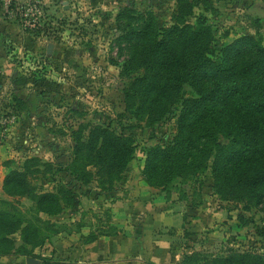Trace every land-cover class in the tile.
<instances>
[{"label":"rangeland","instance_id":"1","mask_svg":"<svg viewBox=\"0 0 264 264\" xmlns=\"http://www.w3.org/2000/svg\"><path fill=\"white\" fill-rule=\"evenodd\" d=\"M188 1L194 9L187 22L194 24L198 16L208 21L219 61L224 49L243 36L260 37L264 46V0ZM176 11L175 0H0L3 181L10 171H23L33 157L41 161L43 173L47 164L65 163L73 138L86 136L92 126L132 134L136 145L132 162L112 186L96 178L80 183L53 166L51 173L30 180L38 193L62 189L69 195L71 203H60L54 215L37 211L30 200L8 197L1 189L0 211L15 208L21 230H36L29 242L43 241L33 250L26 245L31 259L11 257L4 264L54 260L56 244L72 235L84 243L116 236L137 240L136 226L151 220L157 224L151 238L167 250L164 264H215L233 255H251L264 264V196L248 211L242 204L221 201L210 171L175 184L169 192L145 182V151L170 140L175 124L164 121L130 129L131 117L124 111L125 82L119 76L129 44L121 36L136 32L150 17L164 33L174 25ZM11 238L23 244L19 232Z\"/></svg>","mask_w":264,"mask_h":264},{"label":"trees","instance_id":"2","mask_svg":"<svg viewBox=\"0 0 264 264\" xmlns=\"http://www.w3.org/2000/svg\"><path fill=\"white\" fill-rule=\"evenodd\" d=\"M175 1L174 25L164 33L150 17L136 32L121 36L129 44V57L119 76L125 82L124 111L131 117L130 129L151 128L164 121L175 124L170 140L145 151V182L169 192L175 184H186L210 171L220 200L242 204L248 211L251 203L259 204L264 196L263 41L243 36L224 49L219 61L212 26L202 16L189 24L193 4ZM81 134L73 138L65 163L47 164L43 173L41 161L33 157L26 160L23 171H10L2 183L3 194L30 200L37 211L54 215L61 210L60 203H71L69 195L62 189L38 193L31 184L37 175L51 173L52 166L58 172H70L80 183L96 178L101 185L112 186L120 180L136 151L132 134H117L104 125ZM14 210L0 211V258L31 259L26 245L33 250L43 241L29 242L36 230H21V218ZM16 232L23 244L16 245L11 238ZM258 260L233 255L215 264H260ZM41 264L55 263L43 260Z\"/></svg>","mask_w":264,"mask_h":264},{"label":"crops","instance_id":"3","mask_svg":"<svg viewBox=\"0 0 264 264\" xmlns=\"http://www.w3.org/2000/svg\"><path fill=\"white\" fill-rule=\"evenodd\" d=\"M3 177H0V194ZM156 222L146 221L136 226L137 240L132 237H101L86 244L80 236H69L58 242L52 256L55 264H164L168 254L163 242H156L150 233L156 227ZM53 250V248H51ZM142 251V252H141ZM51 259V258H50ZM56 259H62L59 262ZM8 258H0L4 264Z\"/></svg>","mask_w":264,"mask_h":264},{"label":"water","instance_id":"4","mask_svg":"<svg viewBox=\"0 0 264 264\" xmlns=\"http://www.w3.org/2000/svg\"><path fill=\"white\" fill-rule=\"evenodd\" d=\"M32 263V261L31 260H27V264H31Z\"/></svg>","mask_w":264,"mask_h":264}]
</instances>
